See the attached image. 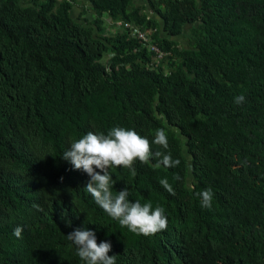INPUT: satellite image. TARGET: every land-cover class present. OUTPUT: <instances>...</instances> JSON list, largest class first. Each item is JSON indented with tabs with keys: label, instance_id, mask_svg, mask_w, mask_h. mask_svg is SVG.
<instances>
[{
	"label": "trees",
	"instance_id": "obj_1",
	"mask_svg": "<svg viewBox=\"0 0 264 264\" xmlns=\"http://www.w3.org/2000/svg\"><path fill=\"white\" fill-rule=\"evenodd\" d=\"M75 3L0 0V264H85L77 227L116 264H264V0ZM114 126L150 141L163 128L153 152L180 161L111 169L114 195L165 209L155 235L109 217L61 159ZM209 188L211 209L196 195Z\"/></svg>",
	"mask_w": 264,
	"mask_h": 264
},
{
	"label": "clouds",
	"instance_id": "obj_2",
	"mask_svg": "<svg viewBox=\"0 0 264 264\" xmlns=\"http://www.w3.org/2000/svg\"><path fill=\"white\" fill-rule=\"evenodd\" d=\"M244 101L245 96L242 94L235 97L237 104ZM153 144L163 149L168 148L167 133L163 128L157 129L154 140L150 141L134 129L114 126L107 133L87 132L71 143L61 159L90 177L85 189L109 217L118 220L122 227H126L134 234L152 236L168 227L165 209L162 206L153 208L151 202L141 204L139 201H131L126 187L114 195L112 189L116 181L113 180L111 169L127 168L135 174L134 165L137 161L147 164L154 156L162 157L161 163L167 167L179 165V159L174 160L170 154L164 155L159 151L154 153ZM176 179L180 177L177 176ZM162 183L171 195H175L167 182ZM196 195L200 197L201 207L212 208L214 196L212 189H205ZM35 207L42 210L39 206ZM61 219L64 220L63 217ZM66 223L71 226V221ZM21 232L22 228L18 226L14 230V235L20 237ZM66 236L75 245L77 256L85 264H116V255H109L112 250L111 243L109 241L97 243L94 230L77 227Z\"/></svg>",
	"mask_w": 264,
	"mask_h": 264
},
{
	"label": "crops",
	"instance_id": "obj_3",
	"mask_svg": "<svg viewBox=\"0 0 264 264\" xmlns=\"http://www.w3.org/2000/svg\"><path fill=\"white\" fill-rule=\"evenodd\" d=\"M84 3H86V0H76V3L73 6V11L75 12V14H79L81 12Z\"/></svg>",
	"mask_w": 264,
	"mask_h": 264
},
{
	"label": "built area",
	"instance_id": "obj_4",
	"mask_svg": "<svg viewBox=\"0 0 264 264\" xmlns=\"http://www.w3.org/2000/svg\"><path fill=\"white\" fill-rule=\"evenodd\" d=\"M122 26H123V23H121V22H119L117 24H114V28H118L119 29ZM124 27H128V25H124ZM138 37H139V39L147 40V37H146V35L144 33H138ZM152 48H154L155 50H158L157 47L152 46Z\"/></svg>",
	"mask_w": 264,
	"mask_h": 264
},
{
	"label": "rangeland",
	"instance_id": "obj_5",
	"mask_svg": "<svg viewBox=\"0 0 264 264\" xmlns=\"http://www.w3.org/2000/svg\"><path fill=\"white\" fill-rule=\"evenodd\" d=\"M86 17H87V16H86ZM114 24H115V23H107V24H106V28L110 29V28L114 27Z\"/></svg>",
	"mask_w": 264,
	"mask_h": 264
}]
</instances>
